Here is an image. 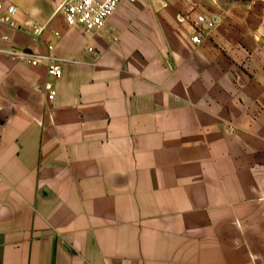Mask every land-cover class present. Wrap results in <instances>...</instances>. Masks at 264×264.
Masks as SVG:
<instances>
[{"label": "crops", "instance_id": "1", "mask_svg": "<svg viewBox=\"0 0 264 264\" xmlns=\"http://www.w3.org/2000/svg\"><path fill=\"white\" fill-rule=\"evenodd\" d=\"M62 1L0 0V264H264V0Z\"/></svg>", "mask_w": 264, "mask_h": 264}, {"label": "built area", "instance_id": "2", "mask_svg": "<svg viewBox=\"0 0 264 264\" xmlns=\"http://www.w3.org/2000/svg\"><path fill=\"white\" fill-rule=\"evenodd\" d=\"M124 0H64L57 8L61 12L69 25L82 28L87 32L97 31L101 29L106 21L116 12L120 3ZM18 13V7L14 4L4 6L0 2V22L15 27L14 17ZM215 22L212 18L204 15L197 17V25L192 35V41L201 43L203 40L204 28L214 27ZM205 26V27H204ZM45 30V26L38 24L33 27L32 35L35 39H39ZM58 34V33H56ZM8 39L7 36L4 37ZM0 51L10 56H17L25 62L38 64L42 60L40 58H31L24 55L15 48H0ZM48 66V75L52 77H60L62 75V66L58 61L50 58L44 59ZM43 89L49 99H54L57 95V88L51 79L46 80Z\"/></svg>", "mask_w": 264, "mask_h": 264}]
</instances>
